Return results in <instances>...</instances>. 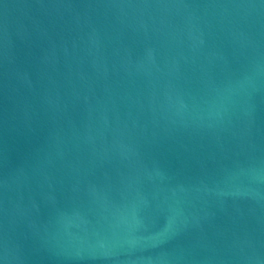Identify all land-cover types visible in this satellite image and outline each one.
Here are the masks:
<instances>
[{
  "label": "water",
  "instance_id": "water-1",
  "mask_svg": "<svg viewBox=\"0 0 264 264\" xmlns=\"http://www.w3.org/2000/svg\"><path fill=\"white\" fill-rule=\"evenodd\" d=\"M0 264H264V0H0Z\"/></svg>",
  "mask_w": 264,
  "mask_h": 264
}]
</instances>
